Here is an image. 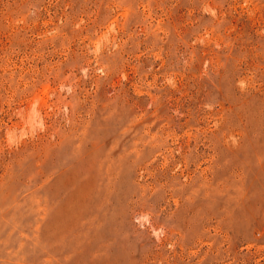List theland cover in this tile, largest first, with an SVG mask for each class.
<instances>
[{
  "label": "rangeland",
  "instance_id": "rangeland-1",
  "mask_svg": "<svg viewBox=\"0 0 264 264\" xmlns=\"http://www.w3.org/2000/svg\"><path fill=\"white\" fill-rule=\"evenodd\" d=\"M0 264H264V0H0Z\"/></svg>",
  "mask_w": 264,
  "mask_h": 264
}]
</instances>
